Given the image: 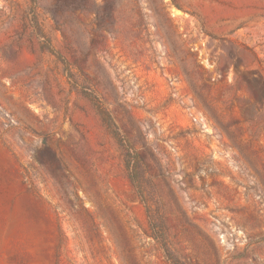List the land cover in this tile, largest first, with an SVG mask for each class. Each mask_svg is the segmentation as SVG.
Returning <instances> with one entry per match:
<instances>
[{
    "label": "rangeland",
    "instance_id": "1",
    "mask_svg": "<svg viewBox=\"0 0 264 264\" xmlns=\"http://www.w3.org/2000/svg\"><path fill=\"white\" fill-rule=\"evenodd\" d=\"M0 264H264V0H0Z\"/></svg>",
    "mask_w": 264,
    "mask_h": 264
},
{
    "label": "crops",
    "instance_id": "2",
    "mask_svg": "<svg viewBox=\"0 0 264 264\" xmlns=\"http://www.w3.org/2000/svg\"><path fill=\"white\" fill-rule=\"evenodd\" d=\"M239 186V183H238V180L236 179H232L229 181V182H223V183H220V187L222 189L221 192V195L224 194L225 196H237V197H240V196H244L245 193L238 187Z\"/></svg>",
    "mask_w": 264,
    "mask_h": 264
},
{
    "label": "built area",
    "instance_id": "3",
    "mask_svg": "<svg viewBox=\"0 0 264 264\" xmlns=\"http://www.w3.org/2000/svg\"><path fill=\"white\" fill-rule=\"evenodd\" d=\"M194 121L198 122L200 126H203L204 128L207 127V124H206V120L205 118L200 115L198 117H194L193 118ZM225 239L228 240V238L230 239H236V240H241L243 239V231L238 229V228H230V229H227L225 232Z\"/></svg>",
    "mask_w": 264,
    "mask_h": 264
}]
</instances>
